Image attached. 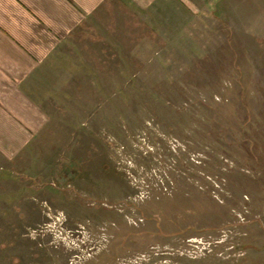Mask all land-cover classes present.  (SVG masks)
I'll return each mask as SVG.
<instances>
[{
  "label": "rangeland",
  "instance_id": "rangeland-1",
  "mask_svg": "<svg viewBox=\"0 0 264 264\" xmlns=\"http://www.w3.org/2000/svg\"><path fill=\"white\" fill-rule=\"evenodd\" d=\"M68 29L0 75V264H264V0Z\"/></svg>",
  "mask_w": 264,
  "mask_h": 264
},
{
  "label": "crops",
  "instance_id": "crops-1",
  "mask_svg": "<svg viewBox=\"0 0 264 264\" xmlns=\"http://www.w3.org/2000/svg\"><path fill=\"white\" fill-rule=\"evenodd\" d=\"M139 2L142 0H0V75L10 64L25 70L39 68L48 50L46 44L64 38L74 20L87 18L98 7H137ZM5 109L9 112L7 106ZM1 145L0 154L10 155Z\"/></svg>",
  "mask_w": 264,
  "mask_h": 264
},
{
  "label": "built area",
  "instance_id": "built-area-1",
  "mask_svg": "<svg viewBox=\"0 0 264 264\" xmlns=\"http://www.w3.org/2000/svg\"><path fill=\"white\" fill-rule=\"evenodd\" d=\"M134 177V176H133ZM145 182L143 183V185H145L146 184V180L145 179H143ZM141 181V180H140ZM140 181H137L136 183V185L135 186H137V189L139 190V191H137V193L134 195V200L136 201V199H137V197H142V198H146V197H148V194L147 193H144V192H142L145 188H144V186L142 187V186H140L141 184H140ZM131 199H133V197L131 198ZM155 250V252H156V254H158V253H160V249L158 248H155L154 249ZM165 250V249H164ZM159 251V252H158ZM173 250H171V252H172Z\"/></svg>",
  "mask_w": 264,
  "mask_h": 264
}]
</instances>
